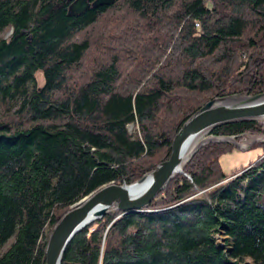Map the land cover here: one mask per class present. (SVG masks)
<instances>
[{"label": "trees", "instance_id": "16d2710c", "mask_svg": "<svg viewBox=\"0 0 264 264\" xmlns=\"http://www.w3.org/2000/svg\"><path fill=\"white\" fill-rule=\"evenodd\" d=\"M72 1L0 0V264H43L48 227L165 160L208 100L264 92V0H115L69 15ZM263 132L258 120L210 131ZM258 146L226 174L233 147L203 145L148 208L77 233L61 264H264Z\"/></svg>", "mask_w": 264, "mask_h": 264}, {"label": "water", "instance_id": "95a60500", "mask_svg": "<svg viewBox=\"0 0 264 264\" xmlns=\"http://www.w3.org/2000/svg\"><path fill=\"white\" fill-rule=\"evenodd\" d=\"M115 0H74L69 15H79L90 7L110 4ZM264 118V92L254 95L216 97L201 105L188 117L172 138L168 157L137 180L126 184L110 183L89 193L70 208L53 225L47 239L44 263L61 264L67 245L74 236L111 208L118 213L141 211L161 193L177 173L202 146L198 144L184 160L189 145L213 128L237 121ZM231 138L237 136H230ZM258 141L264 140L258 138ZM227 141V140H226Z\"/></svg>", "mask_w": 264, "mask_h": 264}, {"label": "rangeland", "instance_id": "374dc122", "mask_svg": "<svg viewBox=\"0 0 264 264\" xmlns=\"http://www.w3.org/2000/svg\"><path fill=\"white\" fill-rule=\"evenodd\" d=\"M9 34H10L9 31L6 32L5 37H7ZM221 97H228V96H221ZM258 121L262 122V124L264 126V118L259 119ZM133 130H134L133 126H129V131L131 133L133 132ZM263 136H264V132L261 134L244 133L240 136L231 138L230 136H225V135L224 136L223 135H214V134H211L209 131V132H205L201 136L198 144L201 143L202 146L209 143V142L210 143H219V144H224V143L230 144L233 147V150L231 152H227V153L222 154L219 157V163H220V167H221L223 172H225L226 174H231L232 171L239 169L241 167H246L261 157V155L263 154V151H262L261 147H259L258 145L264 144V140L258 141L259 140L258 138H262ZM114 212L117 213L114 210V208H111L108 213H114ZM100 219H98V220H100ZM98 220H95L94 222H96ZM94 222H92L91 224H93ZM52 227H48V229H47L48 236L50 234ZM216 237H217V241L221 242V239L219 238V236H216ZM220 237H222V236H220ZM247 261H249V260H247Z\"/></svg>", "mask_w": 264, "mask_h": 264}, {"label": "bare ground", "instance_id": "6f19581e", "mask_svg": "<svg viewBox=\"0 0 264 264\" xmlns=\"http://www.w3.org/2000/svg\"><path fill=\"white\" fill-rule=\"evenodd\" d=\"M199 137L197 139H195L194 141H192V143L189 145L187 151L184 154V160L190 155V153L194 150V148L198 145L199 143Z\"/></svg>", "mask_w": 264, "mask_h": 264}]
</instances>
